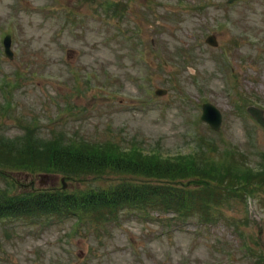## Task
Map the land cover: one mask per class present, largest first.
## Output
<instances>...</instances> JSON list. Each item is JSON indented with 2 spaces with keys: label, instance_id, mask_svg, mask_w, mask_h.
<instances>
[{
  "label": "rangeland",
  "instance_id": "374dc122",
  "mask_svg": "<svg viewBox=\"0 0 264 264\" xmlns=\"http://www.w3.org/2000/svg\"><path fill=\"white\" fill-rule=\"evenodd\" d=\"M93 1L0 0V85L2 78L15 84L17 69L27 76L10 89L14 110L0 109L3 134L20 135L21 120L34 121L44 136L64 131L122 148L134 143L144 155L159 151L162 159L183 165L191 164L205 137L200 154L209 159L194 163L206 173H218L232 147L257 163L264 130L245 108L264 109V0ZM107 2L125 3L124 16H109L101 8ZM67 12L79 14L80 21L67 24ZM8 32L13 60L1 46ZM209 35L217 37L218 47L206 43ZM160 88L168 93L156 96ZM10 90H0V105ZM204 102L223 113L218 133L200 119ZM210 145L219 149L213 153ZM10 176L17 184L13 190L25 194L60 187L62 178L25 171ZM102 178L65 183L68 191L88 190L91 182L108 184L122 176ZM7 182L0 174V189ZM189 185L198 191L199 185ZM255 195L244 204L234 198L215 208L219 219L212 224L179 220L163 230L153 219L157 213L129 215L108 224L100 240L90 229L67 241L72 220L53 226L0 220V264H258L259 256L264 264V187ZM235 220L237 231L228 225Z\"/></svg>",
  "mask_w": 264,
  "mask_h": 264
},
{
  "label": "trees",
  "instance_id": "16d2710c",
  "mask_svg": "<svg viewBox=\"0 0 264 264\" xmlns=\"http://www.w3.org/2000/svg\"><path fill=\"white\" fill-rule=\"evenodd\" d=\"M62 138L63 136L54 141L52 150H45L42 154L32 153V156L18 154L23 160L17 162L18 159H7L5 163L27 167L31 160L26 162V159L32 157L37 159L35 166H46L47 170L71 179L98 178L110 173L141 177L146 182L124 181L117 186L112 183L103 187L104 189L96 187L85 192L71 193L53 189L28 196H11L4 192L0 195V217L17 215L40 221L51 217L64 219L65 216L73 215L103 222L117 221L124 212L159 210L180 215L182 219L196 217L210 222L219 219L212 206L221 201L227 190L229 194L225 200L234 196L245 198L246 195H254L261 185L259 182H264V174L242 172L243 176L238 173L236 168L240 161L237 159L222 164L217 169L218 173L211 175L204 169L197 168L194 161L190 165H183L169 159H160L157 155H149L148 159H137L143 157L139 153L129 159H121L128 157V153L109 143L95 144L73 139L70 141L73 144H66ZM231 155L234 157L235 153ZM0 157L11 156L0 151ZM189 178H194L195 181L186 183L184 180ZM189 183L199 185L198 191L192 190Z\"/></svg>",
  "mask_w": 264,
  "mask_h": 264
},
{
  "label": "water",
  "instance_id": "95a60500",
  "mask_svg": "<svg viewBox=\"0 0 264 264\" xmlns=\"http://www.w3.org/2000/svg\"><path fill=\"white\" fill-rule=\"evenodd\" d=\"M235 0H229V2H233ZM213 43L216 44L215 40L212 39ZM162 93V92H159ZM256 119L257 121L264 127V115L261 110L256 108H249L248 110ZM213 115V116H212ZM204 119L209 121V123L216 129H219L221 124V115L218 110L215 109L212 105H205V115Z\"/></svg>",
  "mask_w": 264,
  "mask_h": 264
},
{
  "label": "clouds",
  "instance_id": "9594fccd",
  "mask_svg": "<svg viewBox=\"0 0 264 264\" xmlns=\"http://www.w3.org/2000/svg\"><path fill=\"white\" fill-rule=\"evenodd\" d=\"M249 166L251 167L252 165L250 164Z\"/></svg>",
  "mask_w": 264,
  "mask_h": 264
}]
</instances>
